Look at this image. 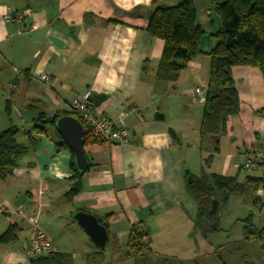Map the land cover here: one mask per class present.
<instances>
[{"label":"crops","instance_id":"obj_1","mask_svg":"<svg viewBox=\"0 0 264 264\" xmlns=\"http://www.w3.org/2000/svg\"><path fill=\"white\" fill-rule=\"evenodd\" d=\"M152 1L0 0V130L15 125L16 140L26 147L11 174L0 180V205L13 209L0 213V235L10 225L16 231L13 241H0V264H29L30 215L69 264H105L107 249L125 246L126 251L129 230L140 223L149 233L151 250L134 258L122 252L132 264H263L260 246H229L231 228L242 230L245 214L232 216L236 219L228 225L214 202L196 221V203L185 188L186 174L193 173L183 164L187 150L196 152V176L203 171L235 176L247 187L241 194L250 196L254 206L261 204L264 184L253 192L246 180L250 175L245 180L239 176L246 170L248 147L264 148V113L258 111L264 107L262 74L247 65L231 68L239 110L229 117L217 150L212 140L202 141L211 155L205 165L198 130L209 76L207 53L216 44L211 34L219 21L211 0H193L196 22L204 31L202 54L176 80H160L156 68L164 43L146 32L147 16L181 0ZM40 73L50 75L52 83L39 80ZM10 82L14 88L8 91L4 86ZM86 92L95 113L111 119L124 113L130 136L127 143L85 144L88 168L79 191L66 197L73 154L48 118L57 112L70 115L72 100ZM99 94L104 97L95 101ZM35 124L44 130L37 131ZM19 208L26 210L24 216ZM77 211L106 223L104 248L95 246L73 219ZM180 235L196 246L171 245ZM238 239H244L242 233Z\"/></svg>","mask_w":264,"mask_h":264},{"label":"trees","instance_id":"obj_2","mask_svg":"<svg viewBox=\"0 0 264 264\" xmlns=\"http://www.w3.org/2000/svg\"><path fill=\"white\" fill-rule=\"evenodd\" d=\"M157 1L153 0L152 3ZM211 2L219 27L211 34L216 39V44L207 53L210 58L209 76L198 134L201 142L204 139L212 140L214 149L217 150L218 138L226 131L229 117L236 115L239 110V98L231 68L240 65L255 67L260 70L264 81V0ZM134 10L137 11V8ZM145 29L149 36L159 38L164 43L156 68V77L160 80H176L188 62L202 54L200 39L204 31L196 22L193 0H181L172 6L161 5L154 8L147 16ZM258 111L264 113V107ZM69 114L77 118L73 112L70 111ZM58 116H61L60 113H55L48 118V123L54 125ZM40 117L42 116L39 115ZM82 126L84 145L98 142L92 138L83 123ZM35 127L39 132L44 130L40 124H35ZM17 133L18 128L13 124L0 130V180L11 174L18 158L26 152V147L16 140ZM62 145L65 143L62 142ZM210 160L211 155L205 158V165ZM70 166L72 185L66 192V197L79 191L84 173L77 171L73 157ZM258 167L261 169L260 176L246 178L247 184L252 185L253 192L258 185L264 184V160ZM186 177L189 179L186 180L185 188L196 203L197 222L206 217L214 202L223 208L231 193L241 194L247 190L235 176L207 174L203 171L199 176L187 173ZM105 217L108 218L109 215ZM99 222L106 228V223L100 219ZM14 229L10 225L0 235V241H13L16 237ZM242 236L245 240L259 242L264 264V227L254 225L251 213L243 219ZM150 244L149 233L143 224L134 225L129 230L124 255L128 258L143 255L151 250ZM28 261L29 264H69L64 254L59 252L29 258Z\"/></svg>","mask_w":264,"mask_h":264},{"label":"built area","instance_id":"obj_3","mask_svg":"<svg viewBox=\"0 0 264 264\" xmlns=\"http://www.w3.org/2000/svg\"><path fill=\"white\" fill-rule=\"evenodd\" d=\"M5 20H8V18H5ZM38 78L46 84H50L53 81V78L46 73H40ZM13 88L14 85L12 82L7 83L4 86V89L8 91L13 90ZM196 92H199L198 88L196 89ZM70 110L77 116V119L89 129L90 135L96 141L105 143L128 142L130 131L124 125V113H122L117 119H111L107 115L95 113L92 109L90 94L88 92L79 95L72 100ZM263 160V148L258 147L257 145H251L245 153L243 167L248 170L256 169ZM25 211V209L19 208L17 213L24 216ZM0 213L11 214L13 213V209L8 205H0ZM28 220L32 226V232L25 249L26 257L28 259L38 258L56 252L50 236L39 228L36 216L30 215Z\"/></svg>","mask_w":264,"mask_h":264},{"label":"rangeland","instance_id":"obj_4","mask_svg":"<svg viewBox=\"0 0 264 264\" xmlns=\"http://www.w3.org/2000/svg\"><path fill=\"white\" fill-rule=\"evenodd\" d=\"M16 124V123H15ZM202 153L204 155V157H208L209 154L207 153V149L208 147L205 145V142H202ZM196 152H193L191 150H187L186 151V158L183 162V164L185 165V169H188L191 171V173H193L192 175H197L198 174V169L200 165L196 164ZM201 164V163H199ZM216 165L212 166V169H216L215 167ZM202 168L206 169L205 165L202 163ZM215 171V170H214ZM190 174V173H189ZM246 175H250V176H260L261 175V169L258 167L256 169L253 170H241L240 172V176L239 179H244L245 180V176ZM243 181V180H242ZM263 187V193L261 196L262 202L259 206H254L252 204V199L250 198V196H246L245 194H236V193H231L229 195L228 201H227V208L223 207L220 209L219 215H222V219H224L222 222L223 223H227L228 225H231V223H233L234 220H232V216H240L245 214L246 216L251 213L252 215V222L255 223L257 226H264V186ZM225 205V206H226ZM247 205H249L247 207ZM258 208V209H256ZM260 211V214H258ZM245 216V217H246ZM243 223V222H242ZM230 235H229V241L233 240V242L229 245V246H259V242L257 240H239L238 236L239 233H242V230H239V227L237 226H233L231 228L230 231ZM123 236H117V241H122ZM155 239V238H154ZM159 239V238H157ZM177 240L172 241L171 245H175V246H196L195 242L193 240H188L186 239V237H184L183 235L177 236L176 237ZM162 240V239H161ZM198 242L201 246H206L205 245V241L203 239H201L200 237H198ZM156 244H160L161 243L156 240ZM165 241L164 239L162 240V242ZM121 243V242H120ZM159 248V251H164L166 250L165 246H157ZM110 248V246L108 247ZM184 248V247H183ZM125 251V246H119L116 250H112L110 249V251L107 249V257H106V263L105 264H132V260L125 258L124 255L122 254V252L124 253ZM111 255V256H110ZM121 256V258H118V256Z\"/></svg>","mask_w":264,"mask_h":264},{"label":"water","instance_id":"obj_5","mask_svg":"<svg viewBox=\"0 0 264 264\" xmlns=\"http://www.w3.org/2000/svg\"><path fill=\"white\" fill-rule=\"evenodd\" d=\"M102 97L104 96L99 94L94 96V99L98 101ZM53 126L72 152L77 171L80 173L84 172L88 168V160L83 148L82 123L72 115H61L55 119ZM168 130L175 137L173 129L168 128ZM73 219L81 226L95 246L100 249L106 246L108 240L107 230L96 216L88 212L77 211L73 214Z\"/></svg>","mask_w":264,"mask_h":264},{"label":"bare ground","instance_id":"obj_6","mask_svg":"<svg viewBox=\"0 0 264 264\" xmlns=\"http://www.w3.org/2000/svg\"><path fill=\"white\" fill-rule=\"evenodd\" d=\"M237 194V193H236Z\"/></svg>","mask_w":264,"mask_h":264}]
</instances>
